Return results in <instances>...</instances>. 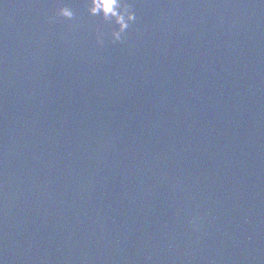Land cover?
<instances>
[{
    "label": "water",
    "instance_id": "obj_1",
    "mask_svg": "<svg viewBox=\"0 0 264 264\" xmlns=\"http://www.w3.org/2000/svg\"><path fill=\"white\" fill-rule=\"evenodd\" d=\"M64 2L0 0V259L264 264V2Z\"/></svg>",
    "mask_w": 264,
    "mask_h": 264
},
{
    "label": "clouds",
    "instance_id": "obj_2",
    "mask_svg": "<svg viewBox=\"0 0 264 264\" xmlns=\"http://www.w3.org/2000/svg\"><path fill=\"white\" fill-rule=\"evenodd\" d=\"M264 2V0H262ZM86 10L90 16H99L103 24L108 26V37L112 42H120L126 32L136 23L137 16L129 0H84ZM71 6L64 0H57V7L53 16L48 17L50 21H55L57 17L66 20L74 18ZM105 32L102 28H95V41L97 46H103ZM188 224L193 230H199V218L189 217ZM0 264H4L0 259Z\"/></svg>",
    "mask_w": 264,
    "mask_h": 264
}]
</instances>
